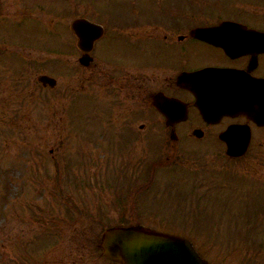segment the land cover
Listing matches in <instances>:
<instances>
[{
    "label": "rangeland",
    "instance_id": "obj_1",
    "mask_svg": "<svg viewBox=\"0 0 264 264\" xmlns=\"http://www.w3.org/2000/svg\"><path fill=\"white\" fill-rule=\"evenodd\" d=\"M52 1L56 8L59 3ZM94 1L99 8L123 2ZM42 27L33 20L17 26L0 20V38L22 44ZM57 31L65 35L56 25L59 37ZM36 71L0 70V264H65L69 253L72 260L81 256L83 264H111L87 240L94 244L105 225L129 219L188 238L209 264H264V191L254 190L264 188V134L251 139L245 155L228 158L213 133L218 127L201 139L179 132L174 156L204 159L208 170L157 175L166 191L149 192L133 207L127 201L136 182L132 169L120 160L114 164L106 149L119 130L114 112L123 110L99 74L50 70L57 85L49 88L37 81ZM141 122L133 121L136 130ZM148 148L149 161L169 154L168 145L159 150L154 140ZM135 153L142 154L139 144Z\"/></svg>",
    "mask_w": 264,
    "mask_h": 264
},
{
    "label": "flooded vegetation",
    "instance_id": "obj_2",
    "mask_svg": "<svg viewBox=\"0 0 264 264\" xmlns=\"http://www.w3.org/2000/svg\"><path fill=\"white\" fill-rule=\"evenodd\" d=\"M52 3L0 0V20L5 24L17 26L33 20L36 27L43 26L22 44L0 38V70H38L37 77H52L50 70H96L123 110L118 115L119 108L114 112L119 130L107 139L106 149L114 156V164L120 160L121 167L132 169L136 180L130 192L132 201L148 199L149 192L162 196L166 188L157 175L208 170L204 159L189 162L190 158L174 156L179 132L195 138L199 130L197 135L203 138L207 130L218 127L213 133H220L231 124H244L249 126L251 139L264 134V123H254L245 113L224 115L209 124L196 105H242L256 108L264 117V0H123L105 8L94 0H57L56 8ZM84 22L92 26L85 27ZM56 25L64 28V36L57 31L60 36L56 37ZM84 59L90 60L86 66ZM185 73L191 75L189 86L181 83ZM181 112L184 119L168 120L165 115ZM136 119L143 121L138 130L133 125ZM152 140L159 150L168 145L169 154L149 161ZM137 143L140 156L135 153ZM178 165L180 169L175 168ZM136 172L148 178H135ZM173 185L170 191L176 189ZM209 187L219 189L216 184ZM23 250L18 251V258ZM67 257L65 264H83L81 256L72 260L69 253Z\"/></svg>",
    "mask_w": 264,
    "mask_h": 264
},
{
    "label": "water",
    "instance_id": "obj_3",
    "mask_svg": "<svg viewBox=\"0 0 264 264\" xmlns=\"http://www.w3.org/2000/svg\"><path fill=\"white\" fill-rule=\"evenodd\" d=\"M83 25L89 26V23L85 22ZM78 26L80 24L75 25L77 31ZM79 37L81 43L86 42L85 37L82 35ZM88 61L83 63L86 65ZM181 80L185 86L192 83L188 75H184ZM38 81L50 87L55 85V80L47 76L39 77ZM198 109L207 122H213L222 115H231L234 111L239 113L244 111L256 122L264 118L259 116L256 108L244 109L240 105L201 103L198 104ZM219 139L226 146V156L240 157L245 153L250 140L249 128L246 125H230L219 135ZM97 246L104 256L120 264H207L194 250L189 240L141 225L107 228Z\"/></svg>",
    "mask_w": 264,
    "mask_h": 264
},
{
    "label": "trees",
    "instance_id": "obj_4",
    "mask_svg": "<svg viewBox=\"0 0 264 264\" xmlns=\"http://www.w3.org/2000/svg\"><path fill=\"white\" fill-rule=\"evenodd\" d=\"M99 233L100 232H98L95 236H94V238H93V241H94V244H91L90 242L88 243V240H87V247H89V248H91V246L93 247V249L96 251V248H95V242L97 241V239H98V237H99ZM83 236V235H82ZM91 244V245H90ZM90 245V246H89ZM86 247V248H87Z\"/></svg>",
    "mask_w": 264,
    "mask_h": 264
}]
</instances>
